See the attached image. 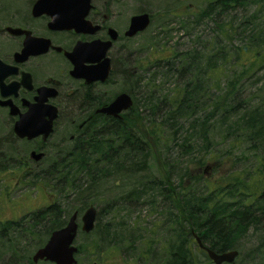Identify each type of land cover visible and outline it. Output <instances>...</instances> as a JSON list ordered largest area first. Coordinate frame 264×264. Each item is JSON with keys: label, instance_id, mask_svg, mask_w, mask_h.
Returning a JSON list of instances; mask_svg holds the SVG:
<instances>
[{"label": "trees", "instance_id": "trees-1", "mask_svg": "<svg viewBox=\"0 0 264 264\" xmlns=\"http://www.w3.org/2000/svg\"><path fill=\"white\" fill-rule=\"evenodd\" d=\"M237 5L258 7L243 22L254 25L244 46L225 49L222 40L229 43L236 30L233 22H226L223 39L217 37V48L207 54L203 42L202 50L184 53L169 47L155 50L159 52L147 58L146 67L140 61L131 72L124 67L122 91L133 97L132 108L121 119L96 114L73 130V140L68 137L47 151L41 161L47 164V175L28 171L39 179L41 189L48 187L58 196L57 204L38 211L43 225L60 228L72 211L82 213L104 199L103 190L114 181L112 187H126L124 201L150 206L159 215L160 227L166 223L174 232L181 231L176 224L186 227L187 234L195 232L216 253H239L249 230L260 233L257 247L249 251L250 264H264V95L254 102L236 90L251 74L261 72L257 91L264 93V0H211L195 18ZM122 64L129 65V60ZM148 71L152 74L147 79ZM174 73L176 82L171 81ZM114 96L78 101L100 106ZM147 171L156 174L149 177ZM109 223H101V229L97 225L101 244L114 235ZM175 235L173 247L165 249L168 264H200L190 247L176 248L182 235ZM186 254L190 261L184 260Z\"/></svg>", "mask_w": 264, "mask_h": 264}, {"label": "rangeland", "instance_id": "rangeland-1", "mask_svg": "<svg viewBox=\"0 0 264 264\" xmlns=\"http://www.w3.org/2000/svg\"><path fill=\"white\" fill-rule=\"evenodd\" d=\"M92 1L95 3L94 5L97 10H101V14L105 13L109 16L110 24L120 35L118 41L115 42L113 48L108 52L109 56L113 58V62L108 87L104 86L102 88L103 92L107 90V97H111L118 92H126L122 91L123 84H125L122 77L124 67L126 68V72H131L133 67L138 65L137 61L141 62V66L146 67L149 64L148 59L159 52L155 50H167L171 47L175 50L174 52L184 53L193 48L202 50L201 44L203 42L205 54L210 50L213 51L217 48L215 47L216 38L223 39L221 30L224 29L222 25L226 22H233L236 30L231 32L232 38L229 43L222 40L223 45L226 47L225 49L232 50L233 47L244 46L246 38L253 32L254 25L243 22H247L253 15L254 10L258 8L255 5L245 7L237 5L236 7L228 8L225 12L217 8L210 17L207 16L202 20H196L195 15H198L202 10H206L211 0ZM8 2L9 0H0V3H2L1 8L8 6L6 10L0 11L1 28L6 25L17 26L19 16L24 15L32 3L31 0H11L10 6ZM14 13L17 15H14ZM139 13H148L152 19L151 24L144 32L133 36L134 38L131 37L129 40L123 39V32L127 28L130 17ZM4 40L5 38L0 37V57L9 54L13 49V45L16 44L13 41L5 42ZM162 46H164V49ZM54 59V56L48 55L42 58L41 62L47 63L54 61ZM124 59L129 60V65L123 66ZM231 61L232 57L229 63ZM62 63L58 62L60 65ZM151 71L145 72L147 79L150 78ZM227 75L229 74L227 73ZM260 76L261 72L251 74L249 80L236 86V90H242L245 96L251 97L249 100L258 102L261 100L260 97L264 95V93L257 91L262 82L258 79ZM177 77V74L174 73L171 81L176 82ZM130 81L126 82L131 85L132 82L129 83ZM155 83H158V80ZM222 84L224 85V83ZM253 94L256 96H253ZM78 103V98L71 101L69 105L66 101H59V99L53 101V104L60 108V118L57 120L58 125L56 124L57 127L55 125L54 134L48 143L46 154L53 147L61 145V142L67 141V138L72 135L74 128L68 118H77ZM70 105L74 106L72 110L69 108ZM13 118L9 113L0 109V264H15L14 254L12 253L13 244L9 239L12 240V238L17 237L19 240L17 248L21 252L26 245L25 241L32 252H35L45 242L47 236H45L44 230L43 232L38 231L43 224V219L40 217V213L42 212L38 211H42L47 206L50 207L57 204L55 200L56 198L58 199V196L48 187L41 189L38 186L40 185L39 179L32 177L23 168L24 162L27 163L29 160L28 150L31 147L22 141L24 138L18 137L14 132V128L12 127ZM171 157V159H175V153ZM42 166H40L39 170H42ZM44 168L47 169L46 167ZM155 171H147V175L153 177L156 174ZM143 174L144 172L140 176H143ZM114 183V181H110L107 184L108 188L111 186L108 191L103 190L106 193L104 199L96 200L93 204L97 210L98 225L101 226V223L110 220L109 224H111L112 228L110 227L109 229L110 232H114V235L112 234L111 237L105 239V244L98 243L101 248H105L111 244L113 247L110 249L115 251L128 250L135 258L136 256H140L142 252L150 250L148 252L155 253V256L152 255V258L149 256L148 259L143 260V264H168L169 258L165 249L169 246L168 244H172L171 246L173 247V241L177 239L175 234L178 233L182 235V239L178 245L176 244V248L185 250L190 247L195 263L215 264L197 246L193 233L191 232V235L187 234L186 227L183 228L181 225L177 226L176 224L174 228L176 230L179 228L181 230L179 232L167 229L166 223L160 227L159 215L155 214L150 206L141 205L139 201L132 204L127 203L124 201L126 187H112ZM140 200L142 201V199ZM62 207L64 209V206ZM67 209L70 211L72 208L71 206H67ZM128 211H131V213ZM155 224L158 226L155 227ZM30 227L33 229H30ZM86 233L91 234L92 230ZM91 236L94 237V240L91 239L90 241L95 242V235ZM259 236L260 233H255L253 230L247 232V235L243 238L244 244L243 241L240 242L243 245L235 259V264H250V261H253L249 251L257 247ZM86 241L88 239L83 237L80 241L75 242L82 245L86 244L87 248L91 247L89 245L90 242L86 243ZM15 243L17 242L15 241ZM190 258V255H184L185 261H190ZM76 260H78L77 264H92L95 258L89 256V259L84 260V258L79 259L77 257Z\"/></svg>", "mask_w": 264, "mask_h": 264}, {"label": "flooded vegetation", "instance_id": "flooded-vegetation-1", "mask_svg": "<svg viewBox=\"0 0 264 264\" xmlns=\"http://www.w3.org/2000/svg\"><path fill=\"white\" fill-rule=\"evenodd\" d=\"M37 1L38 0H31L32 3L29 7V10L24 15L19 16L20 18L18 19L17 26L6 25L3 28L0 27V37L5 38V42L13 41L16 43L13 45V49L9 54H6V56L3 55L4 57H0L1 61L6 65V67L0 65V77L2 78V83L4 85V87H2V91L7 94L5 96H2V91L0 88V109L6 111L7 113H10L11 107L9 105H2V102L5 101H10V104L18 109V113L16 115H11L14 117L13 125L19 119V114H23L28 111V103H33L35 101V98L38 95V89L40 87H51L57 91L56 97L50 100L52 104L54 100L59 99V101H66L69 105V103L73 99L81 97L83 99L86 97H100L103 100L107 98V90L103 92L102 88L104 86L108 87V83L110 82V77L112 74L113 58H111L108 54L111 64L109 78L107 79V81H105V83L93 82L88 84L85 82V80L76 79L71 75L73 64L65 56V52L72 51L78 43L83 45L88 44L95 41L97 38L107 40L109 38L108 29L113 28V26L110 24V19L107 14H101V10L98 11L96 6L94 5L95 3L90 0L89 9L86 16L84 17L85 21L81 22L80 15L82 12H71L70 8L73 7V5H71L70 3L60 2L56 6H54V8L59 9V12L56 11L57 16L54 20L52 15L46 12L38 15L33 13L34 4ZM8 4H10L11 6V0H9ZM1 5L2 3H0V11L6 10L8 7L5 6L4 8H1ZM69 13H73V15H76L78 19H72L71 17H69ZM14 15L17 14L14 13ZM130 19L127 28L123 32V39L126 40L131 39V37L125 36V32L130 25ZM86 21L88 24H85ZM96 26H99L100 29L93 32L92 30ZM7 27L19 28L28 32L29 34L26 35L24 33L21 35H13L7 31ZM116 32L118 33L119 39V32L117 30ZM115 42H113L110 50L115 45ZM45 45H47L48 48L45 53L39 55H28L24 60H22V58L24 57L21 56L20 53L22 52L23 48H25L26 50L38 51L41 50V48ZM48 55L54 56V61L47 63L41 62V59ZM58 62L63 63L62 65H60L58 64ZM117 95L118 93L113 97V99ZM111 101H109L108 103H110ZM108 103L96 106V102L91 103L86 99L83 102H80L79 100L77 107L78 114L76 115L77 118L73 119L69 117L68 119L70 121V124L74 129H81L86 121L94 118L98 109L107 105ZM56 107L58 109V115L54 121L53 130L55 128V125H58L57 120L60 118V108L59 106ZM69 108L70 110H72L74 106L72 107L70 105ZM106 119L110 120V118ZM53 134L54 133H52V135ZM50 138L43 139V137H37L32 140H22L25 144L30 145L29 147H31L28 150L29 160L27 161V163L24 162L23 164V168L26 169L27 172L31 167L29 169V172L47 175L46 169L44 168H47L46 163L37 161L35 162L30 157V153L32 151H36L37 153H43L46 155V149L48 147ZM73 138L74 136H69L70 140H72ZM40 166H42V170H39ZM73 213L77 214L78 222V233L76 236L78 237V239L76 241H80L84 237L85 239H88L86 243L90 242L89 245L91 246L87 248L86 244L82 245L80 243L74 242V245L77 248L76 258H84V260H86L89 259V256H91V258H95L92 264H143V260L148 259L149 256H151V258L152 255L155 256V253L148 252L150 251L148 250L142 252L140 256H136L135 258L128 250L125 251L123 249H117L118 251H115L113 249H110L113 247L111 246V244L105 248H101L98 244L99 242H101L102 238L101 234H99V230H97V212L91 234L80 230L82 225L81 216L84 212L79 213L78 211H72V214ZM68 221L69 220H66L65 222L63 221V224L60 228H56L53 230H49L46 225L42 224L40 230L38 231L43 232L44 230V234L45 236H47V239L41 246L36 249L35 252H32L26 241V245L23 247V250L21 252L17 248V246H19V240L17 239V237L12 238V240L9 239L13 244L12 253L14 254L13 257L15 259V264H54L44 259H39L37 262H34L33 257L34 254L48 242L52 232L65 227ZM30 229L33 228L30 227ZM91 235H95V242L90 241L91 239L94 240V237ZM15 241L17 243H15ZM76 263H78V260H76Z\"/></svg>", "mask_w": 264, "mask_h": 264}, {"label": "water", "instance_id": "water-1", "mask_svg": "<svg viewBox=\"0 0 264 264\" xmlns=\"http://www.w3.org/2000/svg\"><path fill=\"white\" fill-rule=\"evenodd\" d=\"M65 2L70 3L73 7L70 11L82 12L80 15L81 22L85 21L84 17L90 6V0H38L33 7L34 14L48 13L52 15L53 19H56V11L59 9L54 8L58 3ZM53 6V7H51ZM69 17L77 20L78 17L69 13ZM151 18L148 13H141L131 17L130 25L125 36L133 37L136 34L143 32L150 25ZM85 24H88L87 21ZM57 27V26H56ZM54 28V27H53ZM99 26L94 27L92 30L98 31ZM7 31L13 35L29 33L13 27H7ZM108 40L96 39L88 44L78 43L75 48L70 52H65L67 59L73 64L71 75L76 79H83L86 83L93 82H105L109 78L110 73V58L107 56V52L112 47L114 41L118 38V33L115 29H108ZM47 45L43 46L41 50H26L23 48L20 53L22 60L28 55H39L47 51ZM0 65H6L0 59ZM4 87L2 78L0 77V88L2 91ZM7 95L2 91V96ZM57 95V91L51 87H40L38 89V95L35 98L34 103H28V111L21 114L19 120L14 124V132L20 138H26L28 140L34 139L38 136H42L46 139L53 131V122L57 117L58 109L56 106L48 103L50 98H54ZM133 104L132 98L129 94L122 92L119 93L108 105L101 107L97 110V113H101L114 118H120V113L127 111ZM2 105H9L11 107L10 115L18 113V109L10 104V101L2 102ZM43 153H37L32 151L30 156L33 160L39 161L43 157ZM96 217V208L89 206L83 215L81 216V230L84 232H90L94 226ZM77 214L74 213L67 223V225L59 230L52 232L49 241L46 245L40 248L34 255L33 260L37 262L39 259L50 261L54 264H76L74 254L77 252L76 247L72 245L74 238L77 234ZM195 239L200 248L206 251L208 257L215 264H235V258L238 255V251L231 250L222 253H216L202 244L197 235Z\"/></svg>", "mask_w": 264, "mask_h": 264}]
</instances>
